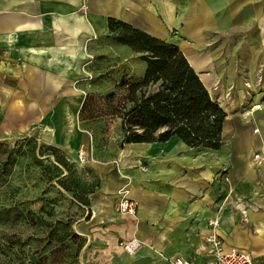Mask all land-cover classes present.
Here are the masks:
<instances>
[{"label": "crops", "instance_id": "obj_1", "mask_svg": "<svg viewBox=\"0 0 264 264\" xmlns=\"http://www.w3.org/2000/svg\"><path fill=\"white\" fill-rule=\"evenodd\" d=\"M109 18L168 42L177 29L181 50L210 93L217 85L230 87L224 86L225 70L215 69V56L199 49L201 44L238 29L257 30L245 43L254 42L248 50L252 59L264 60V0H0V139L38 132L43 143L72 157L83 148L101 187L92 197L91 219L78 229L87 235L90 230L111 253L120 252L121 240L135 237L142 248L153 246L171 259L207 264L214 258L211 237L217 236L225 249L249 251L264 264V199L257 197L264 188V109L246 125L236 117L240 125L227 152L223 146L195 152L173 137L125 143L114 155L95 154L91 135L78 124L77 97L66 78L71 68L62 67V59H71L74 45L89 40L92 28L108 26ZM230 53L237 58V51ZM260 67L262 72L264 61ZM259 68L254 75L260 76ZM238 72L228 84L245 90L252 75L244 71L241 82ZM225 173L232 190L250 201L244 211L252 229L237 224L232 198L222 199ZM122 188L138 203L135 216L116 209Z\"/></svg>", "mask_w": 264, "mask_h": 264}, {"label": "rangeland", "instance_id": "obj_2", "mask_svg": "<svg viewBox=\"0 0 264 264\" xmlns=\"http://www.w3.org/2000/svg\"><path fill=\"white\" fill-rule=\"evenodd\" d=\"M97 29L95 32L92 28L89 40L74 45L71 59H62V67L71 68L66 78L73 85L77 97L78 124L91 135L95 154L104 157L114 155L124 144L121 121L106 114L103 99L113 91L123 94L119 88L122 81L141 80L147 65L142 60L143 53L119 43L116 32H110L108 26ZM256 31L238 29L236 33L226 34L217 42L199 46V49L212 51L215 69L225 70L224 77L227 78L224 86L230 87L225 90H219L218 85L211 88L213 98L224 105V110L230 116L222 144L226 152L233 145L240 125L236 117H241L246 125L264 109V88L261 87L264 85V69L261 72L260 67L264 60L252 59L248 50L254 42L247 40L248 43H245V39L255 35ZM172 36L169 42L182 49L178 39L183 35L176 29L172 31ZM235 51L238 52L237 58L233 57L235 54L231 58L230 52ZM257 68L260 76L254 75ZM234 70H239L236 79L241 82H244V71L252 75L249 80H245V90H236L235 85L229 86V76L232 77ZM251 84L254 86L252 89L248 87ZM88 94L92 95V100L84 113L87 119L82 120L80 111ZM90 115L97 117L89 118ZM6 139V142H0V264H26L49 253L61 242L59 240L56 243L53 238L60 239L65 231H69V228L56 227V222L60 220L70 222L71 229L83 237L80 243L65 240L67 251L75 254L79 250L78 258L72 259L71 264H168L171 258L153 246L147 250L142 248L144 245L141 242L142 246L135 253H129L125 243L131 238L119 242V253H111L104 242L92 239L90 230L87 235L78 229L81 222L91 219L92 197L101 187L100 178L87 166V158L86 161L80 158L81 149L77 157H72L59 147L54 151L48 147L52 145L38 139V132ZM192 150L207 152L210 149ZM63 160L66 165L62 163ZM225 166L222 165V171ZM222 182V199L232 198L237 224L252 229L244 211L250 201L232 190L226 173L222 174ZM257 197L264 199L263 187L258 188ZM118 202L116 209L119 212ZM254 205L260 207L259 204Z\"/></svg>", "mask_w": 264, "mask_h": 264}, {"label": "trees", "instance_id": "obj_3", "mask_svg": "<svg viewBox=\"0 0 264 264\" xmlns=\"http://www.w3.org/2000/svg\"><path fill=\"white\" fill-rule=\"evenodd\" d=\"M108 28L116 32L119 43L143 53L142 60L147 65L141 80L122 81L119 88L123 94L113 91L103 99L106 114L121 121L123 144L166 142L178 137L191 148L219 149L225 139L227 112L213 98L181 48L115 18L108 19ZM91 100L92 95L88 94L80 111L82 120L87 119L84 113ZM94 117L97 116H89ZM62 163L67 164L64 160ZM56 224L60 229L69 228L60 239L53 238L56 243L61 242L26 264H71L72 259L78 258L79 250L75 254L67 251L65 240L80 243L83 237L71 229L70 222L60 220Z\"/></svg>", "mask_w": 264, "mask_h": 264}, {"label": "built area", "instance_id": "obj_4", "mask_svg": "<svg viewBox=\"0 0 264 264\" xmlns=\"http://www.w3.org/2000/svg\"><path fill=\"white\" fill-rule=\"evenodd\" d=\"M79 154L82 161H86V153L83 149L79 151ZM126 190V188H122L119 191L120 200L117 208L125 216H135L137 214L138 203L127 194ZM211 241L213 242V247L210 252L214 254V258L209 260L207 264H258L249 251L238 247L225 249L222 239L217 236H212ZM141 246L142 243L136 238H132L125 243V249L129 253H135ZM170 262L171 264H191L188 259L182 256L174 257Z\"/></svg>", "mask_w": 264, "mask_h": 264}, {"label": "bare ground", "instance_id": "obj_5", "mask_svg": "<svg viewBox=\"0 0 264 264\" xmlns=\"http://www.w3.org/2000/svg\"><path fill=\"white\" fill-rule=\"evenodd\" d=\"M126 192H127V194H129V190H126ZM137 240H139V239H137ZM140 242H142L141 240H139Z\"/></svg>", "mask_w": 264, "mask_h": 264}, {"label": "water", "instance_id": "obj_6", "mask_svg": "<svg viewBox=\"0 0 264 264\" xmlns=\"http://www.w3.org/2000/svg\"><path fill=\"white\" fill-rule=\"evenodd\" d=\"M165 130L164 128L162 129V131Z\"/></svg>", "mask_w": 264, "mask_h": 264}]
</instances>
